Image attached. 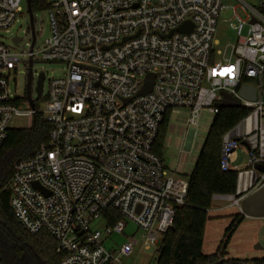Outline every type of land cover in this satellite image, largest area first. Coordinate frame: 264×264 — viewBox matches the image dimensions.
Here are the masks:
<instances>
[{
	"label": "built area",
	"instance_id": "1",
	"mask_svg": "<svg viewBox=\"0 0 264 264\" xmlns=\"http://www.w3.org/2000/svg\"><path fill=\"white\" fill-rule=\"evenodd\" d=\"M236 1L228 8L224 0H45L39 12L47 14L50 32L39 49L32 9L24 36L0 42V148L13 118L39 115L50 127L47 142L15 163L9 206L26 232L52 237L60 264H120L136 247H159L188 189L187 179L174 177L154 152L173 110H186L193 140L199 113L217 114L221 93L250 109L221 142L219 167L236 171L234 193L212 200L240 212L264 186V170L257 169L264 168V0L257 7ZM229 9L237 41L215 60L216 26ZM22 11L21 0H0V31L9 33ZM186 22L190 30L177 32ZM41 63L56 65L59 75L35 71ZM21 71L26 86L31 73L33 107L27 87L16 93ZM41 74L42 95L33 100ZM149 74L152 90L139 95ZM243 85L256 89L254 102L240 96ZM40 99L43 111L36 108ZM114 235L127 242L107 249Z\"/></svg>",
	"mask_w": 264,
	"mask_h": 264
},
{
	"label": "trees",
	"instance_id": "2",
	"mask_svg": "<svg viewBox=\"0 0 264 264\" xmlns=\"http://www.w3.org/2000/svg\"><path fill=\"white\" fill-rule=\"evenodd\" d=\"M33 12L47 8L45 0H30ZM247 82V81H244ZM250 109L224 108L214 115L207 136L196 158L191 173L187 176L186 205L175 208L172 226L161 235L156 249V264H264V256L257 258L227 257L226 247L233 234L243 222L241 213L231 214L230 225L225 229L221 245L216 252H203L205 227L210 219L214 195L229 196L234 193L236 171H222L219 167L220 140ZM170 113L164 116L159 127L154 152L162 158V135ZM47 125L41 116L33 117L30 127L9 129L0 148V254L2 264H60L56 243L46 232L31 235L16 221L9 206L10 182L13 167L19 160L30 158L47 142ZM107 214H119L108 209ZM111 222V221H109Z\"/></svg>",
	"mask_w": 264,
	"mask_h": 264
},
{
	"label": "rangeland",
	"instance_id": "3",
	"mask_svg": "<svg viewBox=\"0 0 264 264\" xmlns=\"http://www.w3.org/2000/svg\"><path fill=\"white\" fill-rule=\"evenodd\" d=\"M248 5L257 7L261 0H242ZM224 4L228 8H233L237 6L236 0H224ZM21 6L23 11L17 22L10 28L9 33H4L0 31V42L5 44H10V39L12 35L24 36V30L29 28V18L26 11V2L21 0ZM237 13L244 18L243 13L239 9H236ZM231 17V11L229 9L228 13L222 15L219 19L216 31L214 34V41L216 45L214 47L215 60H222V51L226 47L233 45L237 41L236 32L230 26L229 18ZM34 21L38 33V39L36 43V50L41 47L43 42L49 37L50 26L48 22V17L46 13L36 12L34 14ZM40 29V30H39ZM247 28L245 27L243 35H246ZM220 51V54L218 53ZM40 60L39 56L35 57L36 60ZM34 70L39 72L40 70L46 73L47 78L51 76H58L60 69L56 65L51 63H41L34 66ZM15 87L16 93L22 94L26 88V75L23 71L19 72L15 77ZM35 83L32 89V98L36 100L38 95L35 91ZM44 94L46 92V85H44ZM45 101L40 99L36 103V108L39 111L44 110ZM29 106V105H28ZM186 110H182L181 113L173 110L170 113L167 125L163 130L162 135V159L164 161L165 167L172 173L176 178L186 179L191 173L193 166L195 164L196 158L199 151L203 145V142L207 136L208 129L213 121L214 115L207 110H202L197 118V125L192 126L195 129L196 134L194 139L191 138V143L186 146L189 137V128L187 126ZM32 124V118L29 117H17L13 118L9 127L11 129H25L30 127ZM222 139L220 140V144ZM239 160L241 159V150L237 151ZM243 167V166H241ZM227 203L213 201L212 207L209 210L210 219L208 220L204 238H203V252L206 254H211L217 251L221 241L223 240L225 229L230 225L231 219L228 217L231 214L240 213L237 209L227 206ZM133 226L129 227L125 231V235H132ZM264 221L256 220L254 218H244L243 222L239 225L236 232L233 234L226 247L227 257H237V258H257L264 256ZM263 235V238H262ZM140 234L137 233L135 240H139ZM160 237V242H161ZM127 242V238L123 235H114L105 243L107 249L115 248L123 243ZM259 244L261 250L255 249V245ZM156 250L151 248L149 251H144L140 247H136L133 255L130 258H120V264H156Z\"/></svg>",
	"mask_w": 264,
	"mask_h": 264
},
{
	"label": "water",
	"instance_id": "4",
	"mask_svg": "<svg viewBox=\"0 0 264 264\" xmlns=\"http://www.w3.org/2000/svg\"><path fill=\"white\" fill-rule=\"evenodd\" d=\"M26 2V9L28 11V14L30 16V23L32 27V14H31V4L30 0H25ZM191 28V24L189 22H186L185 24L181 25L179 28H177V32H188ZM43 79L44 76L41 74L39 76L37 86H36V93L40 97L42 95V86H43ZM154 83V76L149 74L146 76L145 83L142 87V89L139 92V95H144L149 92H151L152 87ZM30 85H31V73L29 72L28 78H27V100L30 103V106L33 107V104L30 100ZM240 96L250 102H254L256 100V89L254 87H250L247 85H243L239 92ZM217 107L219 109L224 108H239L240 102L238 100H235L230 95L226 93H221V101L218 102ZM191 143V135L189 133L188 141L186 146H189ZM257 169L262 172L264 170L262 165L257 166ZM241 211L240 213L246 217V218H254V219H263L264 218V186L255 191L254 193L247 196L241 203ZM161 243V242H160ZM160 243L158 246H160ZM255 249L261 250V246L259 244L255 245Z\"/></svg>",
	"mask_w": 264,
	"mask_h": 264
},
{
	"label": "crops",
	"instance_id": "5",
	"mask_svg": "<svg viewBox=\"0 0 264 264\" xmlns=\"http://www.w3.org/2000/svg\"><path fill=\"white\" fill-rule=\"evenodd\" d=\"M238 156V154L236 155V157ZM239 157V156H238ZM256 220H262V219H256ZM264 235V234H263ZM263 235H262V238H263Z\"/></svg>",
	"mask_w": 264,
	"mask_h": 264
}]
</instances>
